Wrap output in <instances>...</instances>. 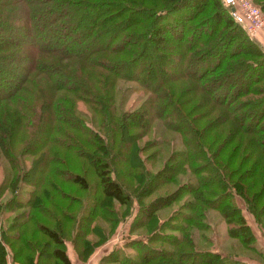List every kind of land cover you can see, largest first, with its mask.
<instances>
[{
	"label": "trees",
	"instance_id": "16d2710c",
	"mask_svg": "<svg viewBox=\"0 0 264 264\" xmlns=\"http://www.w3.org/2000/svg\"><path fill=\"white\" fill-rule=\"evenodd\" d=\"M253 1L264 13V0ZM16 29L25 37L14 35ZM165 31L171 34L166 41ZM258 38L223 0H0V158L16 169V180L32 185L27 196L12 194L0 203L21 209L0 227V264H10L8 257L19 264H73L62 229L75 216L74 203L60 182L87 189L89 165L100 195L127 204L131 195L118 178L120 152L124 143L134 146L122 171L152 184L162 171L152 172L145 161L164 144L155 137L138 140L156 120L179 137L162 162L160 183L186 176L165 204L185 191L188 214L179 212L184 224L166 225L177 212L158 224L179 231L170 236L174 248L166 249L150 244L158 206L145 211L141 225L153 232L146 241L125 244L136 253L112 261L248 264L195 247L188 226L205 228V210L214 208L248 230L236 194L256 219L264 218V45ZM118 79L144 89L137 106L116 109ZM78 102L96 115L99 129L88 124ZM26 155L32 160L24 167ZM87 213L75 221V236L84 234ZM94 215L103 216L95 210L89 223ZM28 220L34 225L27 233L22 226Z\"/></svg>",
	"mask_w": 264,
	"mask_h": 264
},
{
	"label": "rangeland",
	"instance_id": "374dc122",
	"mask_svg": "<svg viewBox=\"0 0 264 264\" xmlns=\"http://www.w3.org/2000/svg\"><path fill=\"white\" fill-rule=\"evenodd\" d=\"M253 1V0H252ZM254 2V1H253ZM204 31L206 28L203 29ZM261 35L264 38V29ZM257 31L256 36L258 37L259 31ZM17 37L23 38L26 34L20 29L14 31ZM165 41L171 37V34L165 31ZM262 38V37H261ZM262 38V39H263ZM264 45L263 40L258 38ZM150 53L146 55L149 58ZM154 60V59H153ZM170 61V60H168ZM159 62V61H158ZM24 63H20L19 68L15 70L22 69ZM161 64H163L161 62ZM167 64V63H166ZM170 64V63H169ZM169 67H172L169 65ZM167 66V67H168ZM4 67L8 68L9 64H5ZM173 68H176L173 66ZM136 67H132L130 70H136ZM159 76L160 75H156ZM144 95V89L137 83L127 81L125 79H118L116 83V94L115 102L116 109H130L137 106ZM78 109H80L81 114L85 117L88 124L96 129H99L96 115L82 102H78ZM155 137L157 141H161L164 145L159 147L158 154L153 156V160H146L145 164L148 166L152 172L162 171L159 173L158 177L154 180L152 184L146 182L138 183L136 178L129 172L128 175L125 174L124 170V159L128 157V154L133 155L134 146L130 148L127 143H124V147L120 152V161L118 165L120 166L119 180L124 184L122 185L125 191H128L131 195V200L127 204H121L113 199H108L100 195V187L97 183V179L92 173L93 171L90 166H86L85 174L90 182L87 189H80L70 181L62 180L61 186L62 190L69 193L73 207L70 209L71 216L68 223L63 227V237L64 245L66 251L73 264H119L120 262L112 261V258L119 256L123 258L125 253H136V249L132 247L125 246L126 243L133 241H146L147 236L153 231L157 232L156 239L150 243L155 247H164L166 249L174 248L170 242V237L173 233L179 234V231L172 230L170 228H159V225L164 224V221H168L172 215L173 222H167L166 225H176V223H182L183 218L180 216L179 212H183L184 215L188 214V210L183 208V203L186 200L191 199V196L182 191L178 194V197L168 201L166 204V194L173 191L175 185H179L181 181H185V175H179L171 182L160 183L164 179L166 172L161 169L162 162L170 151L171 147L178 145V134L167 130L163 127L162 123L158 120L154 121L152 128L147 135L142 136L138 141L143 142V139ZM160 145V146H161ZM164 147V148H163ZM149 148L142 153V156L149 153ZM24 167H27L32 160L31 155L25 156ZM73 167V166H72ZM133 172V171H131ZM113 175H115L112 172ZM164 174V175H163ZM39 173L35 176L37 177ZM4 179L2 185H0V203L3 205L5 199L10 198L12 194H16L17 197H25L28 195L29 190L32 185H26L21 180H16L17 172L13 168V165L4 158H0V182ZM142 181V180H140ZM179 181V182H178ZM15 182V185H14ZM159 182V183H158ZM11 184V185H10ZM45 186V185H43ZM183 187L185 185H182ZM186 190V189H184ZM233 202L240 207L246 218V224L248 230L239 229L236 227L234 222H229L222 216L219 210L214 208H207L205 210L204 223H206L205 228L200 229L194 226H188V232L192 236V241L195 247L200 249H209L211 251H217L224 255H229L230 258L239 259L248 264H264V218L259 220L255 218L253 213L246 209V204L242 197L235 195ZM92 203H96L92 205ZM0 204V227L5 228L14 215L20 211V208L11 210L9 207L5 209ZM157 207L155 210L156 218V228L153 231L149 230L148 225H141L142 221H145V211H150L152 207ZM94 210L91 211V208ZM144 208V209H143ZM99 211L103 216L94 215L91 218V223L88 221V215L93 211ZM178 210V211H177ZM181 210V211H180ZM88 211H91L87 213ZM35 212V209H32ZM82 213H87L86 217L82 219L80 229L85 230L84 234L81 236H75L77 231L76 222L79 218L81 219ZM40 220H45L43 216L36 214ZM47 222L48 219H46ZM137 221V222H136ZM34 221H27L23 224L22 229L26 232H30L33 229ZM52 222V221H51ZM88 222V223H87ZM159 224V225H158ZM26 225V226H25ZM92 226V227H91ZM235 227L236 231L241 230L242 235H234L231 232ZM187 233V232H186ZM29 235V234H28ZM188 233L185 235V238ZM86 238L88 245H86L83 239ZM182 249H188L187 244L181 246ZM10 264V258L8 257ZM158 262L170 263L166 257H163Z\"/></svg>",
	"mask_w": 264,
	"mask_h": 264
},
{
	"label": "built area",
	"instance_id": "2783aa9c",
	"mask_svg": "<svg viewBox=\"0 0 264 264\" xmlns=\"http://www.w3.org/2000/svg\"><path fill=\"white\" fill-rule=\"evenodd\" d=\"M231 8V13L250 37L264 29V13L252 0H223Z\"/></svg>",
	"mask_w": 264,
	"mask_h": 264
},
{
	"label": "crops",
	"instance_id": "0c3cea01",
	"mask_svg": "<svg viewBox=\"0 0 264 264\" xmlns=\"http://www.w3.org/2000/svg\"><path fill=\"white\" fill-rule=\"evenodd\" d=\"M261 33H262V30L259 31V33H258L259 36H258V37H259L261 40H263V42H264V38H263V36L261 35ZM261 37H262L263 39H262Z\"/></svg>",
	"mask_w": 264,
	"mask_h": 264
}]
</instances>
